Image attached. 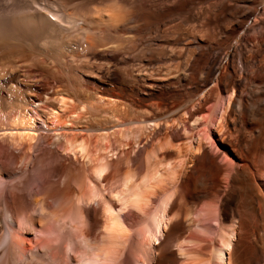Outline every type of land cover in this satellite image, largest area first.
Returning a JSON list of instances; mask_svg holds the SVG:
<instances>
[{
	"label": "rangeland",
	"instance_id": "obj_1",
	"mask_svg": "<svg viewBox=\"0 0 264 264\" xmlns=\"http://www.w3.org/2000/svg\"><path fill=\"white\" fill-rule=\"evenodd\" d=\"M111 1L114 0H0V14L12 7L23 8L35 5L36 2L55 12H81L84 8L86 10L94 5L100 7ZM120 1L127 7L128 14H123V20L112 26H94L88 32V43L76 38L72 29L58 30L56 33L49 29V33L44 32L42 36L24 37L19 31L18 22L20 18L30 14H17L16 17L10 15L7 22L0 23V38L9 37L4 39L7 44L0 46V82L5 77H10L5 85L0 83V204L3 206L0 209L11 212L16 226L21 224L23 227L20 232L33 242V249L25 251L27 258L32 254L41 258L40 255L45 253L46 256L51 254L49 260L54 264L79 263L76 254L71 253L73 260H69L65 250L52 249L54 242H51L52 245L41 242L43 238L52 239L58 234L64 237L61 241L64 242L67 234L75 232L76 222H72L70 218L66 219L62 231L56 226L57 218L53 214L52 217L49 215L56 210L55 204L58 202L61 209H66L64 213L67 209L74 213L73 210L78 206L75 196L82 194L83 197L89 192L87 189L95 185L94 188L100 195L92 202L82 203L81 209L87 227L89 226L86 235L98 244L105 232V203L113 205L117 210L122 205L112 196L113 191L119 189L121 179L132 174L138 180L147 173L149 166H156V173H160H157L159 184L156 180L154 183L152 181L154 188L142 186L144 195L150 197L147 201L149 205L144 201L146 208H154L167 189L171 191L178 186L172 187L177 176L193 165L190 162L192 155L205 151L207 156L208 150L212 152L207 132L205 134L202 131L203 126L194 127L192 118H188L183 111L172 110V98L162 100L157 95L151 92L152 95H148L142 90H155V87L148 86L149 82L159 83L172 79L177 72V60L170 48H159L155 51V60L149 65L141 41L143 31L154 28L167 33L169 39L180 28L185 32H196L197 36L218 38V25L207 24V16L214 14L211 13L213 11L209 4L205 0ZM164 4L173 8L184 4L183 17L187 22H180L176 14H156L157 7H165ZM60 15L67 19V14ZM52 33L56 36H52ZM134 43L137 46L135 49ZM109 82L115 87H111ZM203 96L204 94L201 98ZM159 102L163 103L161 110L156 107ZM196 102L193 110L199 106L200 101ZM200 114L206 116L207 112L204 110ZM185 117L186 123L190 125L188 130H184L182 124V118ZM154 123L159 125L154 128ZM176 128L180 130V134L173 137ZM212 134L221 136L215 126ZM68 142L74 145L85 144V153L81 155L76 151L74 154L67 149L70 145ZM197 146L200 149L196 151ZM149 153L154 158H147ZM101 163L107 165L106 176L103 180H97L94 169ZM217 163L222 164L221 158H218ZM63 179L70 182L63 184ZM61 187L62 190H58ZM54 189L59 193L56 194ZM205 189L200 185L198 190L206 193ZM206 204L207 196H203L193 204L192 210L199 212ZM41 205L51 212H41ZM127 210L129 208L123 210L122 216L125 214L123 221L128 227L135 221L139 222L138 219L140 222L142 219L144 221L143 217L146 219L143 212L137 209V214L142 213L141 216L128 217ZM178 216L185 222L183 238L188 236L185 240L189 241V237L192 238L190 228L194 226L190 225L188 219L185 218V221L180 213L174 219L179 220ZM31 221L32 223H28ZM185 240L184 243L181 242V248L194 246L192 242ZM151 246L154 247L153 242ZM180 247L176 242L171 251L182 262L184 255L181 254ZM151 252V258H157V254ZM24 259L19 264H26Z\"/></svg>",
	"mask_w": 264,
	"mask_h": 264
},
{
	"label": "bare ground",
	"instance_id": "obj_2",
	"mask_svg": "<svg viewBox=\"0 0 264 264\" xmlns=\"http://www.w3.org/2000/svg\"><path fill=\"white\" fill-rule=\"evenodd\" d=\"M205 1L213 11L211 13H214L207 16V24L218 25L220 29L218 38L197 36L195 31L193 34L182 31L181 28L172 34V39H169L167 33L154 30L155 28L140 32L145 59L149 65L155 60V51L159 48L163 50L170 48L177 60V72L172 79L159 83L149 82L148 86L155 87V90L152 91L150 88L142 90L148 95L151 92L162 100L172 98L170 102L172 110L183 111L188 118H192L194 127L203 126L202 131L205 134L207 132V141L212 152L208 150L207 156L205 151L202 154H198V151L196 155H192L190 162H193V165L188 167V170L186 167L187 171L179 174L172 186L178 185L176 187L178 190L167 189L154 208H146L145 204H148L150 197L144 195L142 186L154 188L152 181L154 183L156 180L159 184L156 166L152 168L149 166L147 173L138 180H135L132 174L121 179L119 189L114 190L112 196L122 205L117 210L113 205L105 203L103 207L105 232L98 244L92 242L86 235L89 226L87 227L81 209L82 203L92 202L100 195L94 188L95 185L88 186L89 192L83 197L82 194L75 196L78 206L75 211L73 210L74 213H71V209L68 212L67 209L68 213L65 211L67 213L65 214L66 209H61L59 202L55 204L54 213L41 205V212H51L49 215L52 217L53 214L54 218H57L55 223L59 230L63 229L67 218L76 222L75 232L67 234L64 242H61L64 237L60 234L52 239L48 237L41 239L46 245L56 243V245L53 243L52 249L65 250L69 260H73L71 254L73 253L79 257L78 264H264V0ZM164 5L165 7H157L156 14H176L180 22H187L183 17L184 4L175 6L176 8L171 6L173 9ZM26 7H12L2 12L0 23L7 22L10 15L16 17L17 14H30L20 18L18 22L19 31L24 37L35 38L39 34L42 36L44 32L49 33V29L54 32L72 29V32L76 33L75 37L85 43L89 42L88 32L94 26H112L123 20V14H128L127 7L120 0L105 3L100 7L90 6L81 12L67 10L55 12L37 2ZM60 14H67V19ZM54 35L52 33V36ZM8 38V36L0 38L3 39L0 46L5 44ZM134 44L132 46L134 45L135 49L137 46ZM9 80L8 76L1 82L5 85ZM112 84L109 82L111 87L114 86ZM197 100L200 101L199 106L193 110ZM162 106L161 102L156 105L160 110ZM204 110L207 114L201 116L200 113ZM182 119L184 130H188L190 125L186 123V117ZM152 125L156 128L159 123ZM213 126L221 132V136L212 134ZM179 134L180 130L176 128L173 137ZM69 142L70 145L66 146L71 152L76 154V151H79L81 155L85 153V144L74 145L73 141L72 144ZM165 147L161 148L164 150ZM199 149L197 146L196 151ZM152 155L149 153L147 158L150 159ZM218 158H221L222 164L217 163ZM106 169V163L96 166L94 177L103 180ZM221 172L223 173L220 178ZM63 180V184L70 182ZM90 183L94 184L91 180ZM200 185L206 188V193L198 190ZM58 190H62V187ZM203 196H207L205 208L194 212L193 204ZM0 207L3 206L0 204ZM128 208V212L125 211L129 214L128 217L132 215L130 217L136 218L139 214L141 216L142 213L137 214V209L143 212L146 219L143 217L142 223L138 219L139 222L135 221L128 227L123 221L125 214L122 216L123 210ZM179 213L190 221L192 227L194 226L190 228L192 238L189 237V241L185 240L188 236L183 238L182 235L185 222L179 219L181 216H178L179 220L174 219ZM12 215L11 212L0 209V264H19L26 255L25 251L34 247L33 242L20 232L23 227L21 224L19 227L16 226ZM184 240L192 242L194 246L190 247L191 249L181 248L180 244L184 243ZM152 242L154 247L151 246ZM176 242L179 244L181 254L184 255L182 262H179L171 251ZM155 244L158 245L156 249ZM151 251L157 254V258H151ZM44 254L40 255L41 258L35 254L30 258L26 255L24 261L26 264H54L49 260L51 254L48 256Z\"/></svg>",
	"mask_w": 264,
	"mask_h": 264
}]
</instances>
